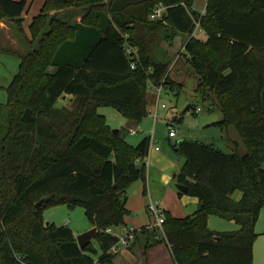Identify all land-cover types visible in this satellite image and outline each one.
<instances>
[{
	"label": "trees",
	"instance_id": "1",
	"mask_svg": "<svg viewBox=\"0 0 264 264\" xmlns=\"http://www.w3.org/2000/svg\"><path fill=\"white\" fill-rule=\"evenodd\" d=\"M160 5L163 19L150 21ZM193 6L194 0H43L27 34L28 1L0 0V22L27 47L24 55L3 50L18 54L20 64L0 113V264H113L117 238L109 231L125 227L128 191L145 183L140 164L151 137L131 146L98 111L113 108L138 126L148 116L149 85L181 90L157 41L178 36L197 97L220 112L214 126L233 129L245 152L186 140L173 146L183 160L175 181L199 209L184 219L163 212V235L141 228L133 243H165L175 264H253L264 209V0H208L203 15ZM71 10L80 11L72 21ZM195 22L205 41L191 37ZM126 36L140 60L135 70L124 53ZM66 96L70 107H56ZM59 205L85 210L97 247L80 248L68 226L44 222L43 210ZM212 215L238 230L211 231Z\"/></svg>",
	"mask_w": 264,
	"mask_h": 264
},
{
	"label": "rangeland",
	"instance_id": "2",
	"mask_svg": "<svg viewBox=\"0 0 264 264\" xmlns=\"http://www.w3.org/2000/svg\"><path fill=\"white\" fill-rule=\"evenodd\" d=\"M207 2L208 0H194L193 8L201 14L205 10ZM78 13H80V11L71 10V13L67 14V18L70 20L73 17L70 16L71 14L77 15ZM62 17L63 14L61 13L58 18L61 19ZM72 20L73 19H71V21ZM10 35L14 40L11 38L10 40L8 39L9 43L5 41L4 38L0 37V47L2 44L5 45V43H8V45H6L7 49H13L20 45L18 49L22 51L19 50V53L21 55L26 54V44L19 40L17 33L12 31V34L8 33V37ZM196 36L199 40H206V36L203 33H196ZM157 41L159 42L158 47L161 50H164L166 56L171 60L169 77L172 79L174 87L177 88L178 86H181V90L171 91L163 85H160L163 86V88L158 99L157 93L152 88L155 86L149 85L148 101L150 103L152 102V104H150V106L148 103V105L151 112L150 115L147 116L138 126H135L133 122L128 121L113 108H100L98 113L105 117L110 129L112 131H122L124 136H126L127 142L131 143L133 146L136 144V141L149 136L157 142L159 148L170 152L178 163H182L183 160L176 156L172 147L184 140L213 145L214 148L225 154H233L237 151L239 154L243 155L245 151L242 142L235 134V131L231 129L230 131L233 134H227L221 132L216 126H214L215 123L222 119L220 112L216 109H212L208 102H201L197 97L195 93L198 84L197 77L192 72L186 57L182 55L181 51L185 47L183 46L184 37L178 36L170 42H161L158 39ZM19 42L21 44H19ZM19 64L20 59L18 58V54H15L14 52L6 53L0 49V113L7 100L5 89L10 85L14 76L17 74ZM150 73L151 72L148 71V74ZM69 105L70 102L65 101L64 97H62L57 102L56 107H70ZM163 105L165 108H162ZM189 106L199 107L201 112L195 115L192 110H186ZM0 122L3 123V120L0 119ZM172 122V128L176 134V138L174 139L169 138L170 130L168 125H171ZM130 128H137L136 132L132 134L133 136H131L128 131ZM234 143L238 144V148L234 147ZM131 190L129 189L130 192ZM129 191L128 196L130 194ZM42 217L46 224H54L56 227L68 226L73 231L76 238L92 229L85 215V210L81 207L71 209L67 205H59L46 208L43 210ZM211 217V229L213 228V230L221 232V230H225L229 227L228 221L223 220L216 215H212ZM151 226L157 228L154 221L150 227ZM255 231L257 234H262L264 231V209L260 213ZM117 234L119 233L117 232ZM92 243L97 247L94 241H92ZM253 251V264H264V236L261 235L256 239Z\"/></svg>",
	"mask_w": 264,
	"mask_h": 264
},
{
	"label": "crops",
	"instance_id": "3",
	"mask_svg": "<svg viewBox=\"0 0 264 264\" xmlns=\"http://www.w3.org/2000/svg\"><path fill=\"white\" fill-rule=\"evenodd\" d=\"M27 1V11L23 14L22 19L24 21V30L28 34L29 25L32 19L39 14L43 6V0ZM194 11L196 10L194 9ZM77 21L80 22V18H77ZM8 33L12 34V30L9 25H7L4 21L0 22V37L4 38L5 41L9 43L10 38L13 39V37L11 35L8 37ZM8 43H5V45L2 44L0 49L6 50V45H8ZM19 44L21 43L19 42ZM19 46H16V48H13L12 50L19 51ZM71 98V96H66L64 97V100L70 101ZM148 103L149 105L152 104V102L150 103L149 101ZM149 105L148 116L151 112L149 109ZM136 130L137 128H130L128 131L131 136H133L132 132H136ZM229 134L233 133L230 132ZM151 139L153 143L152 148L149 150L148 156L140 164L144 165L146 168L145 183L137 182L130 188V190H132L131 192L129 191L130 194L128 196V202L126 205V209L130 213V215L125 218L126 225L124 228L112 229L109 231L116 238L124 229L134 228L136 231H138L141 228L145 227L153 228L152 226L150 227L153 220L147 212V206L150 201L156 203L162 210V212H166L176 219L191 217L199 209L200 205L197 198L187 196L184 193H180L176 189V186L178 184L175 181V176L180 173L182 163L176 162V159L170 152L166 151L165 149L159 148L157 146V142L153 140V138ZM139 141L141 140L136 141V144H134V146L137 145ZM234 141L236 142L235 139ZM129 144L133 146L131 143ZM156 148L158 150H156ZM239 198L240 195L236 194L235 199L238 200ZM210 222L211 221L209 218L208 228L213 232H217L213 230V228L211 229ZM228 223L229 227L225 230H221L222 233L234 232L238 230V227L233 222ZM117 232L119 234H117ZM258 235L261 236V234ZM114 256L115 257L113 259V264H175L172 260L170 249L165 243L153 245L150 244V246L147 247V243L142 240L138 241L137 243L132 242L129 248L122 249L117 255Z\"/></svg>",
	"mask_w": 264,
	"mask_h": 264
},
{
	"label": "built area",
	"instance_id": "4",
	"mask_svg": "<svg viewBox=\"0 0 264 264\" xmlns=\"http://www.w3.org/2000/svg\"><path fill=\"white\" fill-rule=\"evenodd\" d=\"M165 13H166V7L161 6V5L157 6L154 9L153 13L151 14L150 20L154 21V22L161 21L165 15ZM203 14H204V11H203V13H201V15H203ZM189 15H191V12H189ZM195 25H196V28H195V31L191 37L196 36V33H201V30L199 27V22H195ZM124 38L126 40L125 46H124L125 56L130 61L131 69L135 70L140 64L137 49L135 47L131 46L127 42V36ZM184 49L185 48H183L181 50L182 53L184 52ZM152 88L157 93V98L159 99L160 94L162 93L163 86H155ZM162 108H165V106L163 105ZM193 112L195 115L199 114L201 112V109L199 107H195ZM173 122L171 123V125L170 124L168 125L169 130H170L169 131V138H171V139L176 137L175 131L172 128ZM133 133L134 132H132V134ZM152 145H153V143H152V139H151L150 149L152 148ZM156 150H158V149L156 148ZM147 212L150 215L151 219L154 221L155 226L160 229L161 234L163 235L162 226L164 224V215H163L162 210L158 207V205L156 203L150 201L148 206H147ZM135 232H136V230L134 228H128V229H124L123 231H121L120 235L117 237V243H116V245L113 246L110 253L113 255H117L122 249L129 248L131 246L134 238H135Z\"/></svg>",
	"mask_w": 264,
	"mask_h": 264
},
{
	"label": "water",
	"instance_id": "5",
	"mask_svg": "<svg viewBox=\"0 0 264 264\" xmlns=\"http://www.w3.org/2000/svg\"><path fill=\"white\" fill-rule=\"evenodd\" d=\"M191 106L187 107V111L190 110ZM119 112V111H118ZM120 131H112V133L114 135H118ZM176 189L180 192V193H186L187 188L182 186V185H177ZM40 207V204L37 205V208ZM97 235V229L96 228H92L90 231L84 233L83 235L79 236L76 238L77 240V244L80 248H85L87 247L89 244L92 243V241L95 239V236Z\"/></svg>",
	"mask_w": 264,
	"mask_h": 264
}]
</instances>
